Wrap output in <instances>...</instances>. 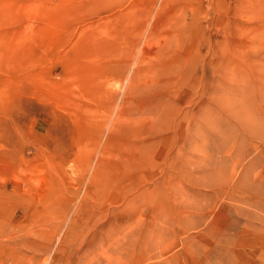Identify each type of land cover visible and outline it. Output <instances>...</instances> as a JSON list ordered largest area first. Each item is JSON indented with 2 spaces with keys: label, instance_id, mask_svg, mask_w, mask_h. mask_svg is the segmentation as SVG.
Wrapping results in <instances>:
<instances>
[{
  "label": "rangeland",
  "instance_id": "obj_1",
  "mask_svg": "<svg viewBox=\"0 0 264 264\" xmlns=\"http://www.w3.org/2000/svg\"><path fill=\"white\" fill-rule=\"evenodd\" d=\"M0 264H264V0H0Z\"/></svg>",
  "mask_w": 264,
  "mask_h": 264
}]
</instances>
